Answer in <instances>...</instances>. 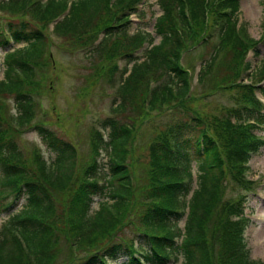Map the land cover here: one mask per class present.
Listing matches in <instances>:
<instances>
[{
    "label": "trees",
    "instance_id": "1",
    "mask_svg": "<svg viewBox=\"0 0 264 264\" xmlns=\"http://www.w3.org/2000/svg\"><path fill=\"white\" fill-rule=\"evenodd\" d=\"M138 1L73 0L68 13L54 25L55 36L73 54L98 28L107 29L96 46L82 53L89 64H84L85 72H90L87 84L101 79L114 87L115 57L128 55L132 62L113 92L112 115L103 118L99 129H107L108 139L92 129L85 161L79 160L75 145L39 126L53 153L50 159L37 149L29 158V148L18 146L20 135L29 130V120L47 97L51 66L47 22L67 7L68 0H0V9L9 15L7 23L0 20V211L7 213L0 224V264H53L61 256L59 239L68 241V235L73 240L68 242L70 258L66 256L64 264H106L103 259L120 250L128 256L122 264H168L175 246L173 225L183 217L186 201L182 239L174 250L181 255L180 264H255L234 219L240 203L226 197L230 189L247 186L245 163L261 143L247 128L248 104L253 102L245 96L247 87L230 85L240 75L245 48L254 43L245 30L234 28L238 0H157L161 13L154 18L158 36L154 45L143 30L129 36L127 28L111 25L114 18L125 20V11H134ZM29 8L34 14L31 23ZM212 34L218 42L211 38L203 47L201 57H210L200 71L199 86L210 96H225L226 101L205 115H190V123L179 120L171 139L166 141L163 131L151 140L152 133L144 134V146H136V119L149 118L154 111L184 113L180 104L189 77L178 64L185 48L182 37L191 47ZM147 39L151 47L145 57L133 58L131 49ZM263 72L264 64L256 70ZM152 76L159 80L150 89ZM199 143L204 145L202 152ZM102 149L107 151L105 164ZM96 196L99 200L93 208ZM21 199V209H11ZM127 230H132L133 240L124 245L120 238Z\"/></svg>",
    "mask_w": 264,
    "mask_h": 264
},
{
    "label": "rangeland",
    "instance_id": "2",
    "mask_svg": "<svg viewBox=\"0 0 264 264\" xmlns=\"http://www.w3.org/2000/svg\"><path fill=\"white\" fill-rule=\"evenodd\" d=\"M262 1L263 0H239L238 3V6H240L239 12L241 14V20L246 24L247 32L252 38H259L264 27ZM41 2L44 3L45 0H41ZM141 10L143 11L141 14L143 16V21L140 24H136V22L132 23L130 32L136 28L145 31L152 37V45H154L156 41H158L153 32L154 16L160 13L156 0H146L144 8ZM8 18L9 15L6 14V12H2L0 9V20L7 23L9 21ZM14 18L26 19L27 17L15 15ZM33 18L34 14L29 8L28 19L30 23L31 20L33 21ZM40 25L41 23L37 24V26ZM99 30L100 28H98L96 33L86 41L93 40ZM45 36L48 40L47 43H52L51 46L46 44V53L47 51L49 52L51 64L50 68L47 69L48 81L45 88L47 97L44 96V104L39 106V110H35L32 118L29 120V130L20 135L18 146H21L23 150L29 148V158L32 157L34 150L38 148L47 159H50L53 153L48 149L45 134L38 130L37 125L39 124V126H42L46 132H50L53 136L65 138L76 144L80 152V159L86 161L90 148L89 132L91 129L98 128L100 121L104 117L110 115L109 106L113 100L114 87L107 81L104 82V80L102 81L101 79L94 80V82L97 83L87 84V80L90 78L87 74H90V72H85V68L87 67L85 65L89 64H86L82 53H85V50L89 46L83 48H81V46L79 48L77 47L78 52L73 54L70 52V46H63L62 43H60V38L55 36L54 32H50V25H46ZM21 45L22 44L16 46L18 47ZM259 50L260 53L255 60L258 65H262L264 64V43L259 45ZM131 65L132 63L129 64V68ZM1 70L2 68H0V79L2 78ZM91 74L95 76V72ZM84 81L86 82L84 83ZM114 82L116 84L117 80L114 79ZM196 91L198 94L208 93L206 89L202 91L200 86ZM224 101H226L225 96H216L213 99L209 97L207 102L202 104V109L205 110L207 106L208 110L213 111L218 102ZM194 103L195 101L192 102V104ZM96 109L99 110L96 111ZM199 113L202 112L194 111L191 114L198 115ZM258 117L259 116L254 118ZM150 118L151 121L141 123L139 126L140 119H136L135 126L137 127L138 134L136 136L135 145L138 147L144 146L145 141L143 135H150L157 124L161 126L166 120L169 121V123L174 121L169 111L167 114H156L153 112ZM251 129L253 132L256 131L264 136L263 125L259 127V130L255 129L254 126H252ZM102 162H105V157H103ZM190 164L193 171V161ZM248 166L249 169L246 174L249 180L252 179L254 181V184L252 190L245 196L247 203L244 207V211L250 221L244 227L243 242L245 249L248 251L250 262L261 263L264 262V201L260 198L259 194H264V185L257 184V182L261 179V176L264 175V147H260L255 154L250 156ZM192 176L194 185L196 182L195 175L192 174ZM240 190L241 189H238L237 192H233V189H231L227 197L236 199ZM61 195H58V197H61ZM186 198H188V196ZM7 200H9V197L5 198V201ZM98 200L99 196L95 197V202L93 203L94 208L97 207ZM23 203L24 200L21 199L20 202L17 201L11 209H21ZM4 219H7V213L0 211V224ZM183 222L184 217L177 223L178 228H181V230ZM174 231L179 233V230L174 229ZM72 240V236L69 237V235L68 241L65 237L59 239L57 251L61 256L58 257L53 264H64V258L66 256L70 258L67 245L68 242H72ZM121 242L124 245L126 244L123 241ZM118 255L125 258V253L121 250L118 252ZM109 260V264H115V261L110 258Z\"/></svg>",
    "mask_w": 264,
    "mask_h": 264
}]
</instances>
